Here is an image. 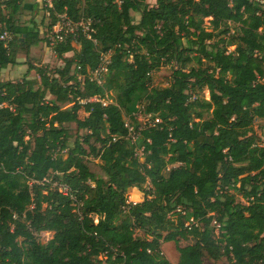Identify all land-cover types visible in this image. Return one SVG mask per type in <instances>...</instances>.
<instances>
[{"label":"trees","instance_id":"1","mask_svg":"<svg viewBox=\"0 0 264 264\" xmlns=\"http://www.w3.org/2000/svg\"><path fill=\"white\" fill-rule=\"evenodd\" d=\"M20 8L0 0V74L20 52L28 64L0 77V264H170V241L177 264H264V0H51L24 24ZM61 13L89 19L95 42L67 36L61 66L31 64ZM109 50L100 84L76 79ZM164 65L170 82L152 86ZM137 106L161 122L132 143Z\"/></svg>","mask_w":264,"mask_h":264},{"label":"rangeland","instance_id":"2","mask_svg":"<svg viewBox=\"0 0 264 264\" xmlns=\"http://www.w3.org/2000/svg\"><path fill=\"white\" fill-rule=\"evenodd\" d=\"M146 1L149 5H153L155 3L154 2L155 0H146ZM41 6H43V8L41 9L42 11L38 14V16H34L35 19H37L38 23L42 19L43 14H45V9H44L45 8V2H44V0H41ZM29 15H30V11L27 9H23L19 13V20L22 22L26 21L29 18ZM133 15H134V20L137 21L138 20V13H134ZM45 22L46 23L48 22L47 18L45 19L44 23ZM205 27L206 28L208 27L207 19L205 20ZM40 29L44 30L43 26H40ZM66 55L68 56L70 54L67 53ZM25 59L26 58H25L24 53H22V52L18 53L17 60L21 62V64H19V65H21L22 67L18 68V66H17V67H14V69L12 68L8 72V76L10 79H12L11 77H13V78L19 77V79L22 77V75L24 74V72L26 71V68L28 66V64L23 63V61ZM29 62L31 64H35L37 66L48 65V67H51V68L52 67H59L63 64L62 60L55 55V53L52 51L51 47H49L45 42H41L38 44L37 47H32L30 49ZM5 74H7V73L3 71V76ZM30 77H37V75L35 74L34 71H32L30 73ZM170 80H171V66L170 65H164L152 73L151 85L155 86V87H162V86L167 85L170 82ZM203 95L205 96V98H208L207 91H204ZM262 124H264V120L255 121L254 129L257 133H261L260 125H262ZM67 127H69V130L73 136L76 133H78L77 129L75 128L74 123H70L69 125H67ZM72 139H73V137L71 138V140ZM88 165H89V168L93 172H95L96 174L101 173V170L99 167V160L97 158H90L88 160ZM127 197H128V200L131 202H138V201H141L143 199V193L138 188L131 187L127 191ZM237 199L241 200V198L239 196L237 197ZM52 234L53 233L51 231L50 232L49 231H43L39 234V240L45 242L47 239H49L52 236ZM189 242H191V241L182 240V241H180V245H185ZM161 250L163 252L164 257L167 258V260L169 261L170 264H177L178 252L176 250L175 244L172 241L161 243ZM206 263L227 264V260L225 258H221V259L214 261V262L210 261V260H206Z\"/></svg>","mask_w":264,"mask_h":264},{"label":"built area","instance_id":"3","mask_svg":"<svg viewBox=\"0 0 264 264\" xmlns=\"http://www.w3.org/2000/svg\"><path fill=\"white\" fill-rule=\"evenodd\" d=\"M44 2L51 6V0H44ZM93 29L91 27V21L89 19L81 18L77 21H73L71 18H69L65 13H61L57 15V19L55 23L52 25L51 30L48 33V46L52 47L56 42L62 41L67 36L73 37V39H76L79 34H82L83 36L87 37L90 40H93L95 42V39H92V33ZM10 38L9 34L4 31L0 35V39H2L5 43H7L8 39ZM111 62V51H105L101 52L98 58L97 65L91 69L88 70L87 73L83 74L79 72V67L77 66V71L75 72L76 79L78 81H82L85 77H87L89 80H94L97 83L102 82V76L108 71V67ZM88 101H100L104 105L108 103V100L99 98L98 96L94 95L88 98ZM133 115L135 119L138 121V127L136 128L134 123L130 119H126L125 121V127L128 131V137L130 138L131 142L134 143L138 132L141 128L145 126H156L161 122V119L158 116H152L151 113L146 112L141 106H137L136 110L133 112ZM142 147H136L135 154L141 155L142 154ZM59 190L63 194H68L69 189L65 185H59ZM216 227H218V224H215Z\"/></svg>","mask_w":264,"mask_h":264},{"label":"crops","instance_id":"4","mask_svg":"<svg viewBox=\"0 0 264 264\" xmlns=\"http://www.w3.org/2000/svg\"><path fill=\"white\" fill-rule=\"evenodd\" d=\"M155 2V1H154ZM38 5V8L36 9V6ZM23 9H27V10H29L30 11V15H29V18L26 20V21H20V20H18L20 23H22V24H24V23H26V22H28L29 20H30V16H32V15H34V16H38V14L42 11L41 10V0H21V8H20V12L23 10ZM19 12V13H20ZM138 19H139V14H138ZM138 21V20H137ZM38 46V45H37ZM37 46H34V47H37ZM76 47H78V46H76ZM68 54H70L71 55V53H68ZM69 56V55H68ZM18 66V68H21L22 66L21 65H16V66H8V67H6V68H4V69H2V71H1V74H0V77H1V79H10L9 78V76H8V72L13 68L14 69V67H17ZM3 71L4 72H6L7 74H5L4 76H3ZM12 79H16L17 77H15V78H13V77H11ZM19 78V77H18Z\"/></svg>","mask_w":264,"mask_h":264}]
</instances>
